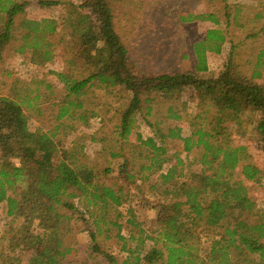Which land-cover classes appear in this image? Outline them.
I'll list each match as a JSON object with an SVG mask.
<instances>
[{"label":"trees","instance_id":"16d2710c","mask_svg":"<svg viewBox=\"0 0 264 264\" xmlns=\"http://www.w3.org/2000/svg\"><path fill=\"white\" fill-rule=\"evenodd\" d=\"M38 3L52 6L63 2L39 0ZM65 3L70 10L67 21L69 34L74 38L73 48H79L67 61L68 71L58 73L67 89L65 99L60 102L58 120L83 108L82 97L90 88L106 91L118 88L130 96L128 107L115 115L120 123L116 126L119 138L127 140L137 125L138 114L155 133L145 139L138 133L140 143L127 152L117 168L120 176L108 185L99 178L113 171L111 164L103 168L89 165L76 159L72 152L59 148L54 137L58 129L67 127L63 122L54 130H30L25 104L36 103L40 92L33 98L27 93L20 99L0 95V202L7 203L9 215L25 217L26 225L38 219V228L42 229L32 233L25 226L21 235L13 237L10 247L15 248L14 238L23 237L24 248L35 251L30 264H66L78 251L67 238L72 220L83 221L88 214L94 217L93 223L99 231L103 224L120 231L122 224L118 219L127 217L130 240H138L135 248L124 246L128 252L125 258L102 252L109 264H264V214L256 209L242 180L235 179L238 166L247 180L260 181L262 171L246 162V146H235L227 140L229 126L224 124L233 120L241 126L246 109L260 112L255 130L264 149V86L237 73L233 55L217 77L197 75L209 69L208 50L221 52L226 39L223 31L209 29L204 39L194 44V70L144 74L135 69L128 48L115 30L109 0H83L79 5L72 1ZM26 6L25 1L0 0V12L4 15L0 22V57L8 44L20 40L16 50L34 49L39 64H43L55 56V45L48 36L57 32L60 23L54 18L23 17ZM199 17L219 22L215 14ZM259 58L264 62V50ZM78 62L82 67L76 74L72 67ZM38 83L36 91L40 85L46 89L53 87L49 82ZM187 89L195 91L200 102L206 101L217 108L215 121L211 123L213 128L195 127L189 136H183L182 128L172 127L166 134L158 122L148 120L155 95L180 97ZM82 117L86 118V113ZM171 117L180 118V114L174 112ZM167 137L182 139L188 152L202 145L204 166L194 177L182 179L181 173L170 183L177 169V165H171L160 173L162 179L151 183V175L170 163L165 156L167 148L163 146ZM105 141L103 138L102 142ZM59 150L62 157L55 158ZM169 194L170 201H165ZM152 195L159 200H149ZM135 197L143 201L141 208L150 206L158 210L155 229L148 232L143 228L146 222L136 219L137 211L132 205ZM127 203V215H124L120 207ZM111 210L116 213L113 219L108 218ZM86 229L89 228L83 230ZM90 235L95 239L94 233ZM119 237L124 239L121 234ZM92 249L99 251L96 245Z\"/></svg>","mask_w":264,"mask_h":264},{"label":"rangeland","instance_id":"374dc122","mask_svg":"<svg viewBox=\"0 0 264 264\" xmlns=\"http://www.w3.org/2000/svg\"><path fill=\"white\" fill-rule=\"evenodd\" d=\"M19 1L27 2L25 11L21 14L23 17L32 20L54 18L60 23L57 32L48 36L55 45V56L52 60L39 64V57L34 49L26 48L23 52H18L16 45L20 40L8 44L0 57V95L20 99L27 93L33 98L40 92L41 96L36 103L25 104L30 130H54L59 122H63L67 127L58 129L54 137L59 143V148L72 152L76 159L89 162V165L96 164L103 168L111 164L113 171L101 175L99 179L108 185L114 183L120 176L117 168L124 162L127 152L134 149L133 145L140 143L138 133L145 139L154 135V128L149 127L138 114L137 125L127 140L119 138L116 128L119 122L115 115L118 110L128 107L130 96L127 91L118 88L110 91L90 88L82 97L84 107L79 108L73 115L58 120L60 102L67 94L65 84L58 73L68 71L67 61L73 57L76 48H79L75 46L73 48L74 38L69 34L71 28L67 21L70 10L65 2L72 1L79 5L83 0H61L62 4L52 6L39 5V0ZM109 2L113 10L115 30L128 48L131 62L138 72L153 74L194 70L196 62L194 44L204 39L209 29H220L226 38L221 46L223 50L219 53L208 50L206 58L209 70L199 72L197 75L206 78L217 77L233 55L235 71L264 86V62H260L259 58V54L264 50V0H109ZM209 13L215 14L219 22L214 23L199 17ZM3 17L0 12V22L3 21ZM81 67L78 62L72 69L78 74ZM38 81L49 82L53 87L46 89L44 85H40V90L36 91ZM195 95L196 92L189 89L180 97L164 98L162 95H155L148 120L158 122L166 134L172 127L182 128L183 136H189L195 127H204L206 130L213 128L211 123L215 121L213 116L217 115V108L207 105L206 101L200 102ZM169 107H173V111H169ZM92 112L97 114L92 115ZM174 112H178L180 118L171 117ZM82 113H86V118L82 117ZM260 118V112L246 109L242 113L241 126L236 125L233 120H228L224 124L229 126L227 132L230 136L227 140H231V144L235 146H246L248 155L246 162H251L262 171L260 181L247 180L238 166L235 179L242 180L248 196L256 203V209L260 214H264V149L255 130ZM103 138H106L105 142H102ZM196 138L195 136L194 139ZM163 146L167 148L165 156L170 159V163H165L163 169L151 175V183L155 179H162L159 177L160 173L165 172L171 165H177V169L170 178V183L181 173L182 179L192 178L204 166L201 163L204 151L202 145L195 146L188 152L182 139L167 137ZM113 151L122 153L112 156ZM61 153L59 150L55 158L62 157ZM179 160L182 162L180 165ZM13 162L17 163V160L13 159ZM140 197H135L132 205L137 211L136 219L139 222H146L143 224L144 227H141L149 232L156 227L158 210L150 206L141 208L140 204L143 201ZM170 198L171 194L167 198L164 197V200L170 201ZM76 200L73 199L75 202ZM149 200L157 202L159 199L152 195ZM128 204L120 207L124 215H127ZM110 213L108 218L116 217L115 212L111 210ZM84 218L83 221L72 220L67 238L78 251L67 259L66 264H109L102 252L122 259L128 254L123 249L124 246L136 247L138 240H130L131 226L126 221L127 217L118 219L122 224L120 231L117 227L107 224H103L99 231L93 223L94 217L86 214ZM38 225V219L31 220L26 225L25 217L9 215L7 203L0 202V264L31 263L35 251L24 248L23 237H20V240L14 238V249L10 245L15 235L23 233L25 226L32 233L42 232ZM84 228L89 229L86 231ZM135 231L133 230L134 233ZM89 232L95 234V239H91ZM119 234L124 239H121ZM147 244L150 242L147 241ZM94 245L98 246L99 251H93Z\"/></svg>","mask_w":264,"mask_h":264},{"label":"crops","instance_id":"0c3cea01","mask_svg":"<svg viewBox=\"0 0 264 264\" xmlns=\"http://www.w3.org/2000/svg\"><path fill=\"white\" fill-rule=\"evenodd\" d=\"M223 50V48H221V51ZM195 61H196V58H195ZM208 63V62H207ZM208 67H209V64H208ZM209 70V69H208Z\"/></svg>","mask_w":264,"mask_h":264}]
</instances>
